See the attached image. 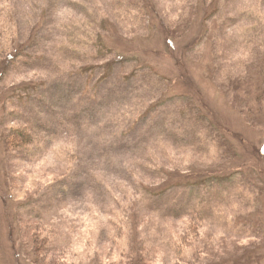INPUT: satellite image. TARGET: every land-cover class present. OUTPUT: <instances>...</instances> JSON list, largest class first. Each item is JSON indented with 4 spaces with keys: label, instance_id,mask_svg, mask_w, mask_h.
I'll return each mask as SVG.
<instances>
[{
    "label": "rangeland",
    "instance_id": "obj_1",
    "mask_svg": "<svg viewBox=\"0 0 264 264\" xmlns=\"http://www.w3.org/2000/svg\"><path fill=\"white\" fill-rule=\"evenodd\" d=\"M0 264H264V0H0Z\"/></svg>",
    "mask_w": 264,
    "mask_h": 264
}]
</instances>
